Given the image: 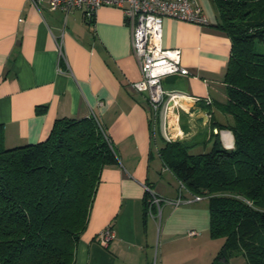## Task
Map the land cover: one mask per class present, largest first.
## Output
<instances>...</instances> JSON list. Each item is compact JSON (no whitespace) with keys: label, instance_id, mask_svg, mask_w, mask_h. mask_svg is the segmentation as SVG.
Here are the masks:
<instances>
[{"label":"crops","instance_id":"obj_1","mask_svg":"<svg viewBox=\"0 0 264 264\" xmlns=\"http://www.w3.org/2000/svg\"><path fill=\"white\" fill-rule=\"evenodd\" d=\"M198 1L209 25L174 17L163 23V46L181 49L182 63L191 71L166 76L163 86L199 98L186 99L185 108L171 115L179 116L187 141H208L215 122L233 121L222 108L231 40L218 27L215 0ZM140 79L131 29L120 8L101 6L88 21L81 8L66 13L47 2L38 10L29 0H0V142L6 148L38 143L58 118L93 116L118 155V163L100 173L74 264H214L224 239L210 235L207 198L163 203L159 217L146 210L145 185L168 200L194 195L162 160L166 140L159 120L153 121L146 94L132 87ZM204 110L210 111L208 119ZM220 137L226 148L234 147L230 130H221ZM106 228L115 237L103 245ZM192 230L197 234L188 236Z\"/></svg>","mask_w":264,"mask_h":264},{"label":"trees","instance_id":"obj_2","mask_svg":"<svg viewBox=\"0 0 264 264\" xmlns=\"http://www.w3.org/2000/svg\"><path fill=\"white\" fill-rule=\"evenodd\" d=\"M215 2L232 44L222 108L233 121L215 122L208 141H166L161 157L186 189L208 199L210 235L224 239L214 264L239 255L264 264V0ZM223 129L234 135L231 149ZM109 139L89 116L56 119L38 143L0 142V264H74L100 173L118 163Z\"/></svg>","mask_w":264,"mask_h":264},{"label":"built area","instance_id":"obj_3","mask_svg":"<svg viewBox=\"0 0 264 264\" xmlns=\"http://www.w3.org/2000/svg\"><path fill=\"white\" fill-rule=\"evenodd\" d=\"M38 10L47 2L52 10L61 9L69 13L73 8H81L84 17L93 21L96 11L101 6L120 8L132 33V48L139 62L141 79L132 83L139 93H144L150 107L153 121L159 120L160 130L167 142L184 140L186 134L181 127L179 116L171 115L178 108H185L186 99L199 100L178 91H168L163 86V79L168 75L187 76L191 71L183 65L181 49L163 46V23L165 17H174L198 25H209L210 19L198 0H29ZM60 59H65L63 43H57ZM208 104L212 103L210 98ZM100 124L99 120L96 118ZM110 140V139H109ZM184 186L182 185V188ZM147 190V212L152 217L161 215L162 204L169 202L178 206L184 202L199 201L203 197L194 195L191 199L180 196L168 200L159 195L149 185ZM196 231H188V236H195ZM115 237L112 228L102 232L101 242L107 245Z\"/></svg>","mask_w":264,"mask_h":264},{"label":"rangeland","instance_id":"obj_4","mask_svg":"<svg viewBox=\"0 0 264 264\" xmlns=\"http://www.w3.org/2000/svg\"><path fill=\"white\" fill-rule=\"evenodd\" d=\"M209 149H210L209 148V144L207 143L206 146L202 144L199 147L195 148L193 150V152L194 153H202L205 150H209ZM217 264H225V263H222V262L219 263L218 262ZM228 264H247V262H246V259L243 256L239 255L237 257L232 258Z\"/></svg>","mask_w":264,"mask_h":264},{"label":"water","instance_id":"obj_5","mask_svg":"<svg viewBox=\"0 0 264 264\" xmlns=\"http://www.w3.org/2000/svg\"><path fill=\"white\" fill-rule=\"evenodd\" d=\"M203 113H204V119L205 118L208 119V116H209L210 111L209 110H204ZM214 132L215 133H218V129L217 128H214ZM220 134H221V132H220Z\"/></svg>","mask_w":264,"mask_h":264}]
</instances>
